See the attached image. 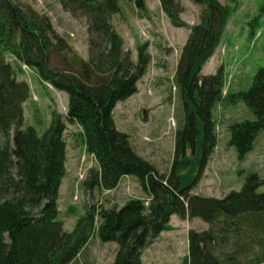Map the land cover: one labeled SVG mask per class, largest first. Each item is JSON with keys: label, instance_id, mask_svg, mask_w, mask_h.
<instances>
[{"label": "trees", "instance_id": "obj_1", "mask_svg": "<svg viewBox=\"0 0 264 264\" xmlns=\"http://www.w3.org/2000/svg\"><path fill=\"white\" fill-rule=\"evenodd\" d=\"M159 1L174 26L185 27L174 0ZM192 1L207 6V11L199 25L189 28L177 64L175 82L184 104V126L176 135L172 168L160 174L135 152L113 117L116 104L137 93V83L150 62L146 44L138 48L136 63L124 51L111 23L121 11L120 0L61 1L66 11H80L87 19L90 46H95L96 38L109 47L88 62L75 57L77 63H68L63 57L62 69L52 65V57L71 50L49 19L32 10L24 12L11 0H0V264H73L95 234L104 244L118 245L113 264H144L142 250L148 239L156 240L168 231L174 215L208 225L205 231L188 233L185 264H242L239 256L251 242L245 238L264 233V193H258L264 181L252 175L240 191L223 198L191 193L216 148L213 110L224 100L223 72L200 73L218 47L230 15L218 0ZM136 6L145 11L143 0H136ZM23 66L32 69L42 84L68 95L65 119L81 128L86 150L98 163L85 187L112 191L123 178L134 177L147 205L133 199L120 209L91 208L72 232L64 230L57 202L66 174V126L54 114L42 137L33 127L23 129L24 104L30 97L29 85L17 79ZM227 100L245 103L255 116L254 121L229 127V145L243 161L264 130V68L249 91L229 93ZM233 237L239 246L227 253L224 248ZM242 240L247 245L239 243Z\"/></svg>", "mask_w": 264, "mask_h": 264}, {"label": "rangeland", "instance_id": "obj_2", "mask_svg": "<svg viewBox=\"0 0 264 264\" xmlns=\"http://www.w3.org/2000/svg\"><path fill=\"white\" fill-rule=\"evenodd\" d=\"M22 11L32 10L49 19L56 33L66 42L70 53L56 54L52 65L62 69L65 63H77L75 57L88 62L107 52L109 47L92 35L88 21L80 11H66L62 0H11ZM145 11L138 9L136 0H120L121 11L112 16V26L123 40L124 51L131 61L138 60V48L148 46L150 62L137 83V93L116 104L113 117L118 131L128 135L131 146L160 174H168L175 155L176 135L184 126V104L175 82V72L181 51L189 37V28L201 23L207 6L192 0H174L179 21L185 27H176L163 11L159 0H143ZM230 12L220 43L201 69V76L224 75L223 97L213 110L216 122L217 145L206 169L191 193L223 198L232 191H240L247 179L258 175L264 181V130L254 143V149L243 161L229 145L230 129L235 123L254 121L255 116L243 102L227 100L229 93L250 90L254 77L264 68V0H218ZM94 54V55H93ZM93 55V56H92ZM62 56V57H61ZM67 56V57H66ZM17 79L29 85L30 97L24 104L23 129L33 127L42 137L50 127L53 115H60L66 130L65 177L58 198V221L72 232L79 218L91 208L120 209L133 199H148L134 177H125L112 191L89 190L84 183L90 173L98 170V163L83 143L82 130L66 121L68 95L48 84H42L36 73L23 66ZM190 156V152H187ZM185 172V171H184ZM186 173V172H185ZM194 174L195 172H192ZM264 193V184L258 189ZM99 225V217L96 218ZM169 230L156 240L148 239L142 250L144 264H185L188 251V233L205 231L208 225L200 219L183 220L172 216ZM260 238V245L258 239ZM257 239V240H256ZM250 254L240 257L242 264L260 261L264 264V233L249 239ZM233 237L224 248L227 253L239 246ZM239 243H246L244 240ZM247 245V243H246ZM247 248V247H246ZM118 245L102 243L97 234L90 240L73 264H113ZM248 253V254H247Z\"/></svg>", "mask_w": 264, "mask_h": 264}, {"label": "crops", "instance_id": "obj_3", "mask_svg": "<svg viewBox=\"0 0 264 264\" xmlns=\"http://www.w3.org/2000/svg\"><path fill=\"white\" fill-rule=\"evenodd\" d=\"M187 255H188V251H187ZM187 255H186V256H187ZM185 258H186V257H185Z\"/></svg>", "mask_w": 264, "mask_h": 264}, {"label": "water", "instance_id": "obj_4", "mask_svg": "<svg viewBox=\"0 0 264 264\" xmlns=\"http://www.w3.org/2000/svg\"><path fill=\"white\" fill-rule=\"evenodd\" d=\"M201 84V83H200Z\"/></svg>", "mask_w": 264, "mask_h": 264}]
</instances>
